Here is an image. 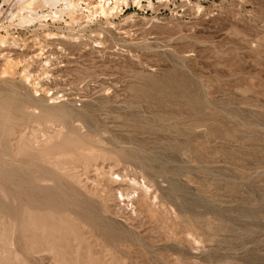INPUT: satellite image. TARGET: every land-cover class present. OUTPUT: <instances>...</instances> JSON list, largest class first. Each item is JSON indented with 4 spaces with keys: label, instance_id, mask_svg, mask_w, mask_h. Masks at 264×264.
Here are the masks:
<instances>
[{
    "label": "rangeland",
    "instance_id": "obj_1",
    "mask_svg": "<svg viewBox=\"0 0 264 264\" xmlns=\"http://www.w3.org/2000/svg\"><path fill=\"white\" fill-rule=\"evenodd\" d=\"M3 1L26 45L0 74V264H264V0H128L122 34Z\"/></svg>",
    "mask_w": 264,
    "mask_h": 264
},
{
    "label": "bare ground",
    "instance_id": "obj_2",
    "mask_svg": "<svg viewBox=\"0 0 264 264\" xmlns=\"http://www.w3.org/2000/svg\"><path fill=\"white\" fill-rule=\"evenodd\" d=\"M8 0H4V2H7ZM134 2V4L136 3V6H140L142 7V1L143 0H132ZM169 0H161L162 5L166 4ZM189 1V0H188ZM16 3L18 5V11L17 13L14 15L12 13H10L11 18H13L14 16L16 17L17 15H19V12H23L26 11L28 12L26 15H21L19 17V22L18 25L23 26V27H31V26H35V24L39 23V27H45L46 25H42V22H45L46 19L49 17L50 19H52L53 21H55V19H57L58 17H60L62 14L66 13L67 17L69 18V23L64 20L65 24L68 26L69 24L72 26H79V27H85L87 25H81L82 23H88L92 20H94L97 17H100L104 20V23L106 24L107 27H102L100 28L102 30V32H106V29H113L116 30L119 29L117 23H115V16L120 13V6L125 4L128 5V0H16ZM153 0H148V5L153 8ZM2 5H0V13L2 12ZM131 20L130 22H135L136 19H133L132 16L129 17ZM73 30V27H72ZM118 33H124V31H120V29L117 31ZM101 35V33H98ZM102 36V35H101ZM45 37H49V39H59L61 38L60 35L58 33H53V32H48L45 34ZM65 37V36H63ZM66 38V37H65ZM20 40V39H19ZM41 41V40H40ZM24 42H22V46H18L19 43L17 41V39L14 36H11L9 34H0V74L3 77L9 76L13 73L14 69H16L17 65L20 64L21 61H19L18 59L15 60L12 58V56L14 55V53H12V50H20V51H25V44H23ZM38 44V43H37ZM40 44V42H39ZM99 44H101V42H99ZM45 46V45H44ZM99 47L101 48L102 45H99ZM40 48V47H39ZM35 51V50H34ZM45 55L43 52V48H40V52L37 54H34L33 56L31 55V57H27L26 56L23 58V62H27L28 60H31L34 58H40L41 56ZM50 56V55H49ZM52 56V55H51ZM42 58V57H41ZM48 62V61H46ZM51 62V61H50ZM26 64V63H25ZM43 64V63H42ZM16 67V68H15ZM29 67L23 69V75L24 78L26 79V81L31 80L32 77H34V75H32L28 70ZM43 69V67H42ZM45 70H47L46 68H44ZM44 72V71H43ZM40 73V72H38ZM34 74V73H33ZM38 75V74H37ZM177 75V74H176ZM45 78H49L48 73H43L42 77ZM41 79H39V81H43L45 80V78L43 77ZM38 78V76H37ZM40 78V77H39ZM24 79V80H25ZM36 79V77H35ZM38 81V82H39ZM46 81V80H45ZM35 82V81H34ZM37 83V82H36ZM39 84V83H38ZM38 87V86H37ZM40 88V87H39ZM42 88V87H41ZM43 89V88H42ZM45 89V88H44ZM46 92V91H45ZM81 139V138H80ZM83 142V141H82ZM83 144V143H82ZM83 146V145H82ZM91 147V146H89ZM76 148V147H75ZM80 149V148H79ZM91 149V148H90ZM77 150V149H74ZM82 150V147H81ZM42 151V150H41ZM83 151V150H82ZM89 152V151H88ZM71 151L70 150H57V152L55 153H51L49 155H40L39 159L42 161V163L44 162L45 165L49 164V166H53L54 168L57 169H62L63 166L65 164L70 163L71 164V160L73 157H71V159L68 157L70 156ZM74 154V158H75ZM73 156V155H72ZM77 160V159H76ZM78 162V160H77ZM28 164V163H27ZM39 170V169H38ZM40 173V172H39ZM53 173V172H51ZM54 175V174H53ZM50 176V175H49ZM56 176V174H55ZM39 177V176H38ZM32 179V178H31ZM30 179V181H31ZM36 179V178H35ZM44 179V178H42ZM40 178H38L36 181H40ZM46 180V179H45ZM44 180V181H45ZM52 180V179H50ZM57 181V179H55ZM54 180V182H56ZM27 181V180H26ZM34 181V180H33ZM43 181V180H42ZM62 181V180H61ZM133 184H135L136 186H138L140 189H143L146 187L141 188V186H139V184L136 181H132ZM25 186V185H24ZM57 186V185H56ZM60 186V185H59ZM58 186V187H59ZM57 188V187H56ZM55 189V188H54ZM61 189V188H59ZM63 189V188H62ZM149 189V188H148ZM57 190V189H56ZM55 190V191H56ZM54 191V192H55ZM135 191V190H134ZM51 192V191H50ZM145 192H147V188L145 189ZM148 193V192H147ZM57 194V191H56ZM120 194V193H119ZM140 194V193H139ZM66 195V193H65ZM148 195V194H147ZM141 197V196H140ZM146 197V195H145ZM39 199V198H38ZM64 199V198H63ZM60 196L57 195H53L51 198H49L45 203L35 200L34 202H37V204H41L42 206L45 207V205L48 207V209L50 210L48 212L49 214H53V210H55L56 208H63L66 206L65 201L63 200ZM155 199V198H154ZM25 200V199H24ZM26 200L29 204V202H31V198H29L28 196L26 197ZM137 200V199H136ZM33 202V201H32ZM145 202V200H144ZM35 204V205H37ZM69 204V203H68ZM70 205V204H69ZM146 205V204H145ZM40 206H38L37 208H39ZM68 207V205H67ZM36 208V209H37ZM79 208V207H78ZM84 208V207H83ZM146 208V207H145ZM47 209V210H48ZM73 209V208H72ZM80 209V208H79ZM86 209V208H85ZM148 209V208H147ZM60 210V209H59ZM152 210V209H151ZM154 210V209H153ZM63 211V210H62ZM64 212V211H63ZM86 212V211H85ZM62 213V212H61ZM65 213V212H64ZM151 213V212H150ZM156 213V212H154ZM153 213V214H154ZM36 214V213H35ZM44 214V213H43ZM55 214V213H54ZM59 214V213H58ZM79 213H77L78 215ZM87 214V213H86ZM152 214V213H151ZM62 215V214H61ZM61 215H58L59 217ZM65 215V214H64ZM87 220H89L88 215L86 216L85 213L82 214ZM159 215V214H158ZM38 216V215H37ZM41 216V215H40ZM39 216V217H40ZM52 216V215H51ZM33 218V216H31ZM54 217V216H53ZM41 218V217H40ZM43 218V217H42ZM63 218V217H62ZM62 218L60 219V221L62 220ZM79 218H81L79 216ZM84 218V219H85ZM92 218V217H91ZM34 219V218H33ZM58 219V218H57ZM31 220V219H30ZM30 220L28 221V224L30 225V223H32L31 225L34 226V228H36L35 230L40 229V231L42 232V229L40 227H38V225L40 224H35L34 221L32 220V222H30ZM40 220V219H39ZM44 220V218H43ZM41 220V221H43ZM54 220V219H53ZM83 220V219H82ZM168 220V219H167ZM23 221V220H22ZM55 221V220H54ZM63 221V220H62ZM65 221V220H64ZM69 221V220H68ZM72 221V220H70ZM90 221V220H89ZM161 221V220H160ZM37 222V221H36ZM45 222V221H44ZM66 222V221H65ZM43 223V222H42ZM53 224V222H51ZM57 223V221H56ZM62 223V222H61ZM94 223V221H93ZM160 223V222H159ZM46 224V223H45ZM66 224V223H65ZM84 224V223H83ZM58 224H56L57 226ZM81 225V224H80ZM85 225V224H84ZM37 226V227H36ZM46 226V225H44ZM55 226V223L54 225ZM51 226V227H52ZM60 226V225H59ZM64 228H68L65 227L66 225H63ZM95 226V225H94ZM162 226V225H161ZM28 227V226H27ZM48 228V226H46ZM39 228V229H38ZM54 228V227H53ZM60 228V227H59ZM82 228V227H81ZM32 230V228H30ZM44 229V228H43ZM74 229V228H73ZM72 229V231H73ZM34 230V231H35ZM55 230V229H54ZM57 230V228H56ZM60 230V229H59ZM160 230V229H159ZM33 231V230H32ZM32 232L35 234V232ZM46 231V230H45ZM71 231V230H70ZM69 231V232H70ZM75 231V230H74ZM30 232V231H28ZM44 232V231H43ZM159 232V231H158ZM182 232V231H181ZM58 233V230H57ZM63 233V232H62ZM72 233V232H71ZM76 233V232H75ZM26 234V232L24 233ZM46 234V233H45ZM52 234V233H51ZM60 234V232H59ZM30 235V234H29ZM37 235V233H36ZM61 235V234H60ZM71 235V234H69ZM40 236V235H39ZM46 236V235H45ZM49 236V235H47ZM51 236V235H50ZM31 237V235H30ZM74 238V236H73ZM32 239V237H31ZM73 240V239H72ZM79 245V243H78ZM74 247V246H73Z\"/></svg>",
    "mask_w": 264,
    "mask_h": 264
}]
</instances>
